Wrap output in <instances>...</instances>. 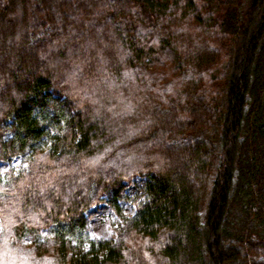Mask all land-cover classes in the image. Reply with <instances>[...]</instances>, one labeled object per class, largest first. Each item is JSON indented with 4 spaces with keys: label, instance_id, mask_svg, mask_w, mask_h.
<instances>
[{
    "label": "trees",
    "instance_id": "1",
    "mask_svg": "<svg viewBox=\"0 0 264 264\" xmlns=\"http://www.w3.org/2000/svg\"><path fill=\"white\" fill-rule=\"evenodd\" d=\"M14 158L0 264H264V0H0Z\"/></svg>",
    "mask_w": 264,
    "mask_h": 264
},
{
    "label": "rangeland",
    "instance_id": "2",
    "mask_svg": "<svg viewBox=\"0 0 264 264\" xmlns=\"http://www.w3.org/2000/svg\"><path fill=\"white\" fill-rule=\"evenodd\" d=\"M24 164L25 162L19 158H14L10 162H0V173L5 172L8 167L16 169L24 166ZM142 180V177L137 176L126 183L125 192L128 199L121 202L122 212L125 216L134 214L136 202L140 200L137 187ZM203 214L204 210L201 211V215ZM86 217L88 233L91 238H114L116 227L121 222V218L114 213L106 201L90 207L86 212ZM42 233L44 234L45 232L43 231ZM27 242V239L24 240V243Z\"/></svg>",
    "mask_w": 264,
    "mask_h": 264
}]
</instances>
